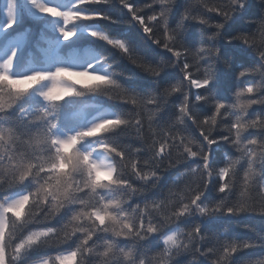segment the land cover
I'll list each match as a JSON object with an SVG mask.
<instances>
[{
    "label": "clouds",
    "instance_id": "obj_1",
    "mask_svg": "<svg viewBox=\"0 0 264 264\" xmlns=\"http://www.w3.org/2000/svg\"><path fill=\"white\" fill-rule=\"evenodd\" d=\"M0 264H264V0H0Z\"/></svg>",
    "mask_w": 264,
    "mask_h": 264
},
{
    "label": "snow or ice",
    "instance_id": "obj_2",
    "mask_svg": "<svg viewBox=\"0 0 264 264\" xmlns=\"http://www.w3.org/2000/svg\"><path fill=\"white\" fill-rule=\"evenodd\" d=\"M70 35V34H69ZM95 131H99V129H95ZM68 145L65 146V149L67 150L68 149Z\"/></svg>",
    "mask_w": 264,
    "mask_h": 264
}]
</instances>
